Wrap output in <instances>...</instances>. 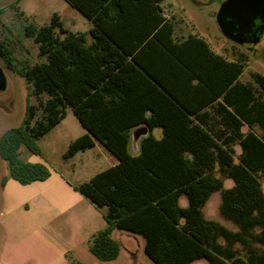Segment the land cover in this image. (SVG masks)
<instances>
[{
    "label": "trees",
    "instance_id": "trees-1",
    "mask_svg": "<svg viewBox=\"0 0 264 264\" xmlns=\"http://www.w3.org/2000/svg\"><path fill=\"white\" fill-rule=\"evenodd\" d=\"M63 1L91 22L90 44L56 13L47 24L25 26L23 37L0 40L3 65L25 79L37 101L27 105L21 126L0 137L9 167L2 185L50 177L44 165L21 160L19 149L38 155L32 140L71 109L86 133L64 158L93 149L96 140L118 160L71 185L107 223L89 246L98 261L117 259L111 234L118 230L141 238L154 264H264V75L253 72L243 82L245 54L229 60L197 34L177 36L165 0ZM25 38L44 62L17 64ZM140 126L150 133L133 155L131 132ZM154 128L162 129L160 138ZM215 193L220 216L236 230L205 217Z\"/></svg>",
    "mask_w": 264,
    "mask_h": 264
},
{
    "label": "rangeland",
    "instance_id": "rangeland-1",
    "mask_svg": "<svg viewBox=\"0 0 264 264\" xmlns=\"http://www.w3.org/2000/svg\"><path fill=\"white\" fill-rule=\"evenodd\" d=\"M226 0H165L163 6L173 12L178 23L176 35L197 34L210 45L211 49L228 59L239 53L245 54L247 65L240 77L245 82L251 73L264 75V34L252 51H247L227 40L221 33L216 15L220 3ZM15 2V3H13ZM0 40L23 37L28 24L36 26L49 22L52 14H58L65 27L73 33L86 34L91 41V22L78 10L63 0H0ZM25 10L27 15H18ZM4 24L7 26L5 27ZM24 50L18 54V65L41 63L44 57L38 54L32 39H24ZM6 88L0 91V137L9 129L22 125L28 104H35L36 98L29 94L23 77L5 68ZM47 98L46 95H43ZM247 128H244L246 131ZM258 135L262 131L253 129ZM86 133L71 109L65 119L31 146L38 150L34 154L25 145L19 149L21 160L44 165L53 178L23 186L13 179L3 186L8 177V163L0 157V264H154L143 253L141 238L113 230L111 237L120 246L117 259L109 262L98 261L89 246L94 235L103 230L107 223L102 211L75 192L71 185L87 182L96 174L113 166V158L100 146L77 153L65 159L64 154L72 141ZM155 137H161V129H154ZM130 152L135 155L132 150ZM237 152L240 149L237 147ZM57 176L61 179L56 180ZM264 188V178L262 180ZM231 185L226 182V187ZM185 205V200H182ZM220 193L211 196L203 212L207 219L217 221L229 229L236 226L225 221L219 213ZM239 247V246H236ZM193 264H207L200 260Z\"/></svg>",
    "mask_w": 264,
    "mask_h": 264
},
{
    "label": "water",
    "instance_id": "water-1",
    "mask_svg": "<svg viewBox=\"0 0 264 264\" xmlns=\"http://www.w3.org/2000/svg\"><path fill=\"white\" fill-rule=\"evenodd\" d=\"M256 21H259V25ZM216 22L227 40L252 51L260 42L264 31V0H226L220 5ZM5 88V75L0 68V91ZM148 134L147 127L132 131L130 149L134 154L139 152L140 139Z\"/></svg>",
    "mask_w": 264,
    "mask_h": 264
},
{
    "label": "crops",
    "instance_id": "crops-1",
    "mask_svg": "<svg viewBox=\"0 0 264 264\" xmlns=\"http://www.w3.org/2000/svg\"><path fill=\"white\" fill-rule=\"evenodd\" d=\"M21 0H18V2H20ZM13 3H15V2H13ZM67 4V3H66ZM68 5V4H67ZM69 6V5H68ZM72 8V7H71ZM6 9H8V6L6 7V8H4V9H2V10H0V15L2 16V15H4L3 13H4V11L6 10ZM22 12H23V14L24 15H27V12L25 11V10H22ZM177 25H178V23H177ZM4 26L5 27H7L5 24H4ZM177 27V26H176ZM176 30H178V28L176 29ZM188 35H190V34H187V36ZM179 36H184V35H182V34H180ZM199 36V35H198ZM184 37H186V36H184ZM202 38V37H201ZM205 40V39H204ZM88 43V42H87ZM91 43V41L88 43V44H90ZM209 45V44H208ZM210 46V45H209ZM211 48V47H210ZM212 50V49H211ZM213 51V50H212ZM216 53V52H215ZM218 54V53H217ZM221 55V54H220ZM228 59V58H227ZM229 60H231V59H229ZM247 81H249V80H247ZM141 127H147V126H140V127H138V128H141ZM138 128H134L133 130H135V129H138ZM148 128V127H147ZM246 128V127H245ZM149 129V128H148ZM154 129H156V128H154ZM153 129V130H154ZM158 129H161V128H158ZM132 130V131H133ZM153 130H152V133H153ZM161 132H162V129H161ZM149 133H150V129H149ZM154 135V134H153ZM155 136V135H154ZM161 136H162V134H161ZM157 138V137H156ZM142 139V138H141ZM140 139V140H141ZM131 143H132V132H131V138H130V146H129V149H130V147H131ZM139 144H140V142H139ZM97 146H100L103 150H106L98 141H96L95 140V146H94V148H97ZM237 147L238 146H236V150H237ZM239 148V147H238ZM106 152L110 155V153L106 150ZM139 153V152H138ZM138 153H136L135 155H137ZM132 154V153H131ZM112 158H113V166L114 165H116L117 163H118V160L113 156V155H110ZM53 173H51V175H50V177L48 178V179H51V178H53V175H52ZM47 179V180H48ZM60 177L59 176H57V179L56 180H58V181H60ZM9 183V181H7V183H6V185ZM35 183V182H34ZM33 184V183H32ZM29 185H31V184H29ZM26 186H28V185H26ZM182 200H184V199H182ZM181 200V201H182ZM182 203V202H181Z\"/></svg>",
    "mask_w": 264,
    "mask_h": 264
},
{
    "label": "flooded vegetation",
    "instance_id": "flooded-vegetation-1",
    "mask_svg": "<svg viewBox=\"0 0 264 264\" xmlns=\"http://www.w3.org/2000/svg\"><path fill=\"white\" fill-rule=\"evenodd\" d=\"M208 1H210V0H208ZM221 4H222V3H220V5H221ZM256 24L259 25V21H256ZM263 34H264V31H263ZM263 34H262V35H263ZM261 37H262V36H261ZM230 42H231V41H230ZM232 43H233V42H232ZM233 44H235V43H233ZM235 45L241 47L240 45H237V44H235ZM241 48H242V47H241ZM242 49H243V48H242Z\"/></svg>",
    "mask_w": 264,
    "mask_h": 264
},
{
    "label": "built area",
    "instance_id": "built-area-1",
    "mask_svg": "<svg viewBox=\"0 0 264 264\" xmlns=\"http://www.w3.org/2000/svg\"><path fill=\"white\" fill-rule=\"evenodd\" d=\"M167 18H169V16H166Z\"/></svg>",
    "mask_w": 264,
    "mask_h": 264
}]
</instances>
